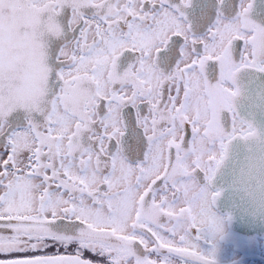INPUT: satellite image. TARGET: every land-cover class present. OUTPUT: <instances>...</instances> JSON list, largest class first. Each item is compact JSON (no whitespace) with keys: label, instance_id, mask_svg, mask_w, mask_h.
Returning <instances> with one entry per match:
<instances>
[{"label":"snow or ice","instance_id":"1","mask_svg":"<svg viewBox=\"0 0 264 264\" xmlns=\"http://www.w3.org/2000/svg\"><path fill=\"white\" fill-rule=\"evenodd\" d=\"M229 240L264 248V0H0V264Z\"/></svg>","mask_w":264,"mask_h":264},{"label":"flooded vegetation","instance_id":"2","mask_svg":"<svg viewBox=\"0 0 264 264\" xmlns=\"http://www.w3.org/2000/svg\"><path fill=\"white\" fill-rule=\"evenodd\" d=\"M237 236H245V233L231 229ZM254 236V234H252ZM256 235V234H255ZM221 264H264V248H242L234 240L222 243L219 254Z\"/></svg>","mask_w":264,"mask_h":264},{"label":"water","instance_id":"3","mask_svg":"<svg viewBox=\"0 0 264 264\" xmlns=\"http://www.w3.org/2000/svg\"><path fill=\"white\" fill-rule=\"evenodd\" d=\"M244 228V225L241 223V222H239V221H235L234 223H233V226H232V229L233 230H236V231H239V232H242V233H245L244 231H242V229ZM246 234V233H245ZM252 234H256V233H252Z\"/></svg>","mask_w":264,"mask_h":264}]
</instances>
